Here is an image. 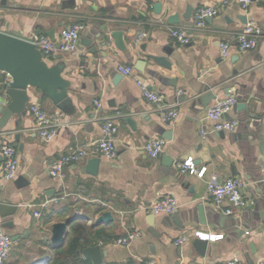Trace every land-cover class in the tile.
Segmentation results:
<instances>
[{"label":"crops","instance_id":"obj_1","mask_svg":"<svg viewBox=\"0 0 264 264\" xmlns=\"http://www.w3.org/2000/svg\"><path fill=\"white\" fill-rule=\"evenodd\" d=\"M200 7L216 8L219 14L197 30L193 20ZM175 14L179 23L169 24V16ZM248 24L258 27L262 36L254 50L241 52L232 36ZM74 25L84 27L79 47L63 52L61 31ZM182 28L191 36L188 45L172 36L173 30ZM0 31L20 34L28 41L34 36L50 38L53 32L51 40L58 50L45 60L49 66L68 65L63 77L71 84L69 97L75 109L73 115L62 112L41 91L29 88L26 116L0 126V204L17 207L13 215L1 217L6 233L15 239L5 264H94L83 250L96 246L101 247L102 264L234 260L255 264L264 256V155L259 151V143L264 142V0H256L247 10L235 0H0ZM116 31L123 33L125 51L111 36ZM141 34L146 37L140 38ZM224 42L231 45L226 59L221 52ZM149 55L165 57L171 70L156 65ZM139 60H145L146 70L154 75L135 70L136 78L179 111L176 122L164 119L135 78L119 72L120 67L135 69ZM2 77L6 81V74L0 73ZM208 92L217 99L205 106L201 99ZM230 96L237 103L223 121L237 122V128L215 132L214 123L207 119L208 109ZM0 97V104L9 102L1 85ZM96 102L102 104L100 109ZM241 103L246 105L244 110L238 108ZM35 105L62 124L49 142L34 131L30 109ZM105 118H112L119 128L115 159L95 154L92 147L105 139ZM158 138L166 145L153 159L144 146ZM4 145L14 147L20 161L12 181L1 178ZM82 148L89 153L85 160L65 167L62 178L51 176L50 168L58 159ZM96 158L98 171L89 174V162ZM189 158L198 169L206 168L203 178L183 172L181 165ZM214 175L220 182L244 183L248 205L239 216H226L215 206L208 194ZM167 197L178 203L174 214L150 210ZM200 206L206 209L204 224ZM78 208L81 217L73 220L76 226L70 224L65 245L54 249L53 225L74 219ZM105 212L112 213L113 222L96 224ZM7 223L11 225L5 227ZM198 231L223 238L203 240L195 236ZM130 232L140 233L130 246L114 243ZM182 237L187 241L178 245ZM77 238L83 249L68 258L65 252ZM198 241L206 242L202 252L196 247Z\"/></svg>","mask_w":264,"mask_h":264},{"label":"built area","instance_id":"obj_2","mask_svg":"<svg viewBox=\"0 0 264 264\" xmlns=\"http://www.w3.org/2000/svg\"><path fill=\"white\" fill-rule=\"evenodd\" d=\"M242 9L247 10L256 0H235ZM219 14V10L210 7H200L194 14V28L197 30L206 27L207 20ZM83 26L74 25L73 27L63 29L61 31V50L63 52H74L79 47V41ZM172 36L182 45H188L191 42V36L187 29H176L172 31ZM262 36L261 30L254 24H248L245 29L232 36L238 43V48L241 52L254 50ZM146 37V34H141L140 38ZM37 46L42 53L44 59H48L57 52L56 44L47 36H34L30 41ZM230 43L224 42L221 44V52L223 58H228L230 55ZM119 72L126 77L135 78L137 85L142 90L144 97L159 107L166 121L176 122L180 113L173 106L165 103L163 96L152 92L149 87L142 81L136 78L135 69L133 67H120ZM1 99V97H0ZM237 99L235 96H230L226 99L218 101L208 109L207 119L214 123L215 132H233L236 130L238 123L223 121L225 115L229 114L236 105ZM98 109L102 107L100 102H96ZM35 118L34 131L39 135L43 142H49L57 136L62 124L59 120L53 119L41 107L35 105L30 109ZM119 128L117 123L112 118H105L103 124V133L105 139L93 144L95 154L105 156L109 159H115L117 156L115 146V136L118 134ZM166 141L164 139H154L144 146V151L153 159L158 158L165 149ZM86 149H78L70 154L62 156L50 168L52 177L62 178L64 176L65 167L76 164L85 160L88 157ZM2 156L4 159L2 168V180L12 181L16 178L19 169V157L14 147L4 145L2 147ZM181 168L183 172H188L191 175H197L203 178L206 173V168L198 169L192 158L186 160ZM3 188L0 180V192ZM244 183L238 179H229L220 182L217 176H213L208 182V194L212 198L215 206L220 208L226 216L236 217L247 207L248 202L243 195ZM178 209V203L175 198H162L155 202L150 210L155 214H174ZM39 217L40 213H36ZM140 236L139 232H130L125 237L118 238L114 243L121 247H128ZM195 236L203 240L217 241L223 236L205 234L195 232ZM187 241V237H182L177 241L178 245H182ZM13 249V239L6 233L3 221L0 217V264H5ZM145 264H156L154 261ZM179 264H188L181 262ZM220 264H237V261L223 262ZM255 264H264V256L261 257Z\"/></svg>","mask_w":264,"mask_h":264},{"label":"water","instance_id":"obj_3","mask_svg":"<svg viewBox=\"0 0 264 264\" xmlns=\"http://www.w3.org/2000/svg\"><path fill=\"white\" fill-rule=\"evenodd\" d=\"M3 4H5V2ZM155 9L157 13H160L161 4H157ZM190 11L191 10H188L185 19L189 18ZM241 20H245V18H242ZM168 23L172 25L179 23V16L177 14L169 16ZM49 36L50 39H54L53 32H51ZM111 36L113 37L116 46L120 50L125 51L126 47L123 42V33L116 31L113 32ZM81 43L87 44L89 42L87 40H81ZM131 47L134 48V45ZM92 52H94V50ZM148 59L152 60L160 67L171 70V63L165 57L149 55ZM67 66L68 65L65 63H58L54 66H49L35 44L23 39L20 34L0 31V73H4L7 76L2 89L5 91V95L9 98V102L6 105L0 104V126L4 127L13 117H17L19 121L26 116L28 105L31 101L28 94L29 88L41 91L42 94L47 96L58 109L69 115H73L75 109L73 107V102L69 97L71 84L63 77L64 70ZM134 67L135 70L140 73L147 72L151 76L154 75L152 72L146 70L147 62L145 60H139ZM120 77L116 78L114 81L115 84ZM216 99L217 96L215 94L208 92L201 100L203 104L207 106L211 101ZM245 107L246 105L244 103L238 105L239 110H244ZM18 121L16 122L17 125ZM164 137L166 138L168 135H164ZM259 151L261 155H264L263 141L259 143ZM1 159L2 158H0V160ZM173 163L175 162H172V164ZM99 165L100 159H92L89 162L88 173L96 175ZM262 167L264 170V165ZM80 209L81 208H78L75 211L74 219L53 225L51 241L54 249H60L65 245L69 235V226L71 222L81 217ZM16 210L17 207L15 206L0 204V217H9L13 215ZM198 210L202 218V223L204 224L203 215L206 213V209L205 207L200 206ZM113 220L112 213L105 212L96 219V224H110ZM9 225L11 224H5V227ZM205 244L206 242L204 241H198L196 247L202 252ZM83 255L94 264L103 263V253L100 246L85 248L83 250Z\"/></svg>","mask_w":264,"mask_h":264},{"label":"trees","instance_id":"obj_4","mask_svg":"<svg viewBox=\"0 0 264 264\" xmlns=\"http://www.w3.org/2000/svg\"><path fill=\"white\" fill-rule=\"evenodd\" d=\"M5 82V77H2L0 78V85L3 86ZM76 223L74 221L71 222V228L73 226H76L75 225ZM79 226V225H78ZM83 249V244L81 242V239L80 238H77V239H74L73 241H71V243L69 244L66 252H65V255L68 257V258H73L76 256L77 254V251L79 250H82ZM57 253H60V252H57ZM62 264H65L64 262H62ZM79 264V263H78Z\"/></svg>","mask_w":264,"mask_h":264}]
</instances>
